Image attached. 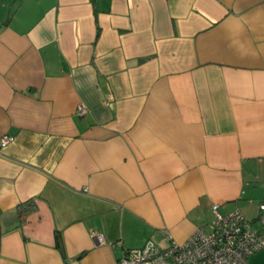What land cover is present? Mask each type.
I'll use <instances>...</instances> for the list:
<instances>
[{
    "label": "crops",
    "instance_id": "obj_1",
    "mask_svg": "<svg viewBox=\"0 0 264 264\" xmlns=\"http://www.w3.org/2000/svg\"><path fill=\"white\" fill-rule=\"evenodd\" d=\"M3 134L0 264H115L214 203L261 230L264 0H0Z\"/></svg>",
    "mask_w": 264,
    "mask_h": 264
},
{
    "label": "built area",
    "instance_id": "obj_2",
    "mask_svg": "<svg viewBox=\"0 0 264 264\" xmlns=\"http://www.w3.org/2000/svg\"><path fill=\"white\" fill-rule=\"evenodd\" d=\"M78 114L86 108L78 105ZM14 140L9 134L0 136V146ZM258 221L261 230L253 227L238 210L222 213L219 204L211 206L213 217L207 228L198 227L183 242H170L159 247L153 240H147L139 248H132L115 264H249L248 258L264 248V203L259 205ZM99 244H104V236L91 233Z\"/></svg>",
    "mask_w": 264,
    "mask_h": 264
},
{
    "label": "trees",
    "instance_id": "obj_3",
    "mask_svg": "<svg viewBox=\"0 0 264 264\" xmlns=\"http://www.w3.org/2000/svg\"><path fill=\"white\" fill-rule=\"evenodd\" d=\"M35 198H30L24 202H21L17 206L18 216L20 218L25 217L29 212L33 211L36 208ZM54 245L58 248L62 253L64 252L62 246L61 235L58 230L55 231L54 235Z\"/></svg>",
    "mask_w": 264,
    "mask_h": 264
}]
</instances>
